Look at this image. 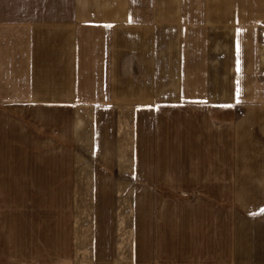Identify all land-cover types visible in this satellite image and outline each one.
Returning <instances> with one entry per match:
<instances>
[{"label": "crops", "instance_id": "0c3cea01", "mask_svg": "<svg viewBox=\"0 0 264 264\" xmlns=\"http://www.w3.org/2000/svg\"><path fill=\"white\" fill-rule=\"evenodd\" d=\"M184 1L0 0V264H264V0Z\"/></svg>", "mask_w": 264, "mask_h": 264}, {"label": "rangeland", "instance_id": "374dc122", "mask_svg": "<svg viewBox=\"0 0 264 264\" xmlns=\"http://www.w3.org/2000/svg\"><path fill=\"white\" fill-rule=\"evenodd\" d=\"M155 1H156V0H155ZM194 1H195V0H186V1H184V3H186V4H193ZM209 1H210V0H200V4H201V5H206V4H209ZM195 3H197V0H196ZM223 3H225L224 0L222 1V4H223ZM121 198H122V196H121ZM118 199H119V198H118ZM122 199H124L125 201L127 200L126 197H125V198H122ZM234 208H236L237 210L239 209V207L236 206V205H234Z\"/></svg>", "mask_w": 264, "mask_h": 264}]
</instances>
